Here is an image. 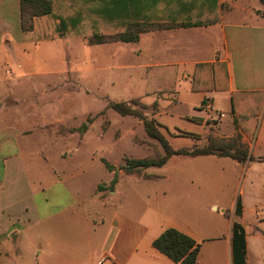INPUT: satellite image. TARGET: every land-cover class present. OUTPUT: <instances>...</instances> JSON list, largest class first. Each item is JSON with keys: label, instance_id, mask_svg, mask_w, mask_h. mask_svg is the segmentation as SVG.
Instances as JSON below:
<instances>
[{"label": "crops", "instance_id": "obj_1", "mask_svg": "<svg viewBox=\"0 0 264 264\" xmlns=\"http://www.w3.org/2000/svg\"><path fill=\"white\" fill-rule=\"evenodd\" d=\"M113 4L112 9H106L108 13L100 16L88 15L87 8L78 10L75 6L65 13L55 9L53 15L35 18L33 32L25 34L21 28L20 0H0V54H5L0 62V264H176L153 246L154 240L168 228L177 229L200 244L197 264H264V161H259L264 158V4L261 0H115ZM93 7L91 10L96 12V6ZM128 13L130 22L176 27L143 32L135 43L85 42L97 23L103 31L111 27L126 29ZM14 47L22 56L35 50L40 56L34 59L40 60H34L28 68L24 62L13 63L8 58ZM49 50L54 54H47ZM81 51L84 56H80ZM63 52H70L72 60L68 62ZM128 60L135 69L180 71L178 83L180 79L184 83L168 99L189 105L190 112L180 118L203 129L197 132L172 127L177 132L170 136L175 150L203 147V138L206 145L210 136L228 140L241 134L242 143L254 160L242 164L214 155L184 156L190 160H184L186 166L176 175L150 174L148 178L115 168L108 170L109 178L102 182L104 189L96 187L92 198L104 212L100 215L93 206L80 209L78 193L66 184L75 174L63 171V176L56 168H40L38 161L46 160L43 153L33 156L26 151L29 138L35 133L62 141L49 133L56 132L65 122L58 119L51 104V119H47L48 108L44 106V121L29 127V120L43 110L37 102L30 101L36 92L29 88L33 77L65 74L64 66H74L76 71L82 67L90 72L113 65L121 74L127 70ZM201 65L206 67L200 70ZM205 69L213 86L216 73L218 89L208 90L199 85L201 71ZM123 83L126 84L125 80ZM194 84L197 90L192 89ZM225 102L231 104V116L237 125L224 134L206 130L205 125L222 121ZM181 138L188 141L184 143ZM256 148L259 153H254ZM64 153L60 157L65 158ZM223 163L244 177L232 193L223 233L218 225L200 227L184 217L180 209L171 212L172 204L179 203L178 197H172L177 196L178 189L158 193L167 196L170 213L160 208V199L155 198L154 205L146 209L137 204L142 183H156L162 177L169 183L181 177L183 188L186 182L198 195H221L229 187L222 179ZM217 166L221 168L218 180ZM33 176L37 184L33 183ZM126 183L135 192L129 208ZM80 214L84 216L82 221ZM222 214L227 216L224 209ZM235 223L244 229V259L239 255L241 247L234 243Z\"/></svg>", "mask_w": 264, "mask_h": 264}, {"label": "rangeland", "instance_id": "obj_2", "mask_svg": "<svg viewBox=\"0 0 264 264\" xmlns=\"http://www.w3.org/2000/svg\"><path fill=\"white\" fill-rule=\"evenodd\" d=\"M50 1L52 5L51 15H53L55 9L58 12L65 13L67 10L71 11L72 7L75 6L78 10H85L87 8L89 12H86V14L92 13L96 16L108 13L107 10L112 9L113 2H115V0ZM93 6H96V12L91 10ZM132 10L135 11L134 8ZM127 18H129L127 23H131L132 18L130 13H128ZM128 24H126V28ZM123 31L125 29L119 30L116 27L106 28L103 31L100 29L99 23H97L89 30V34L114 35ZM91 35L85 38L87 44H89L88 39L91 38ZM63 53L67 57L66 60L68 62L72 60L70 52ZM47 54H54V51L49 50ZM9 55L8 60L13 63H16L15 61L24 62L27 68L34 60H40V58L34 59V57L40 56V54L35 53V50L30 51L28 55L22 56L18 47H14L13 53ZM80 56H84L82 51ZM4 57L5 54L1 53L0 62ZM127 65V70L121 71V74L113 65L106 66L107 68H95L94 71L90 72H87L82 67H79V70L76 71L73 70L74 66H64L65 74L33 77L34 81L29 88L31 92H36L33 95L29 94L32 95L30 101L37 102L39 107L43 108L38 113L39 116L37 118L34 117L32 120H29L27 123L29 127L36 124L37 121H44V106L48 108L46 110L47 119H51L48 117L51 116L54 110L49 107L51 104L56 109L58 119H64L66 123H62L56 132L49 133L53 137H61L62 139L60 140L62 141L58 139L55 141L53 138H42V133H35L29 138L30 146L26 151L28 154H33V156L43 153L46 160L43 159L44 161L42 160V162L38 161L40 168H46L49 171L52 168H56L63 176H65L63 171L74 173L75 177L67 181L66 184H68L73 192L78 193L81 200L80 209L93 206L100 215L104 212V209L99 204L93 202L92 198L95 195L96 187L100 185L99 189L102 191L104 189L102 182H105L109 178V171L105 162L113 164L116 166L115 168H120L125 164L127 158H156L164 155L161 144L149 137L145 130L144 122L140 117L136 115L122 116L110 107L111 103L123 102L133 108L140 116L148 120H156L160 124V132L169 143L170 136L177 133L172 127L182 129L192 128L197 132H201V129H203L196 123H191L180 118L190 112L189 105L187 106L183 102L175 104L172 103L171 98L168 99V97H173L178 86L184 83L181 79L178 83L179 70L135 69L129 66L131 65L129 60ZM237 68H239V65H237ZM124 80L126 84L123 83ZM41 81L44 84L41 85ZM52 84L53 86H50ZM49 91L52 93L49 94ZM26 94H28V91ZM34 95L36 96L35 99L33 98ZM55 98L56 100H54ZM223 109L222 115L224 118L222 121L205 125L206 130H215L220 134H224L228 129L231 130V128L235 127L236 121L231 116L233 113L231 104L225 102ZM216 116L217 113H214V117ZM84 125L87 126V130L83 133L79 132V128ZM258 125H260V122ZM180 141L186 143L188 140L181 138ZM201 145H205V138H203ZM258 150L256 148L254 153H259ZM62 151L65 152V158L60 157ZM170 159L172 160L169 164L167 161L161 167L148 168L146 173H144V170L141 176L151 177L150 174L176 175L186 166L184 160H190L188 157L180 155L171 157ZM230 162H232L231 159ZM223 165L225 167L223 172H221L220 166H217L215 172L217 174L216 179L218 180V177L220 179L221 172L223 182L229 186L227 191H223L221 195L216 194L213 196L209 193L198 195L194 187L188 186L186 182L185 189L183 188L182 183L184 181H182L181 177L172 183H169L162 177L156 183L150 181L142 183L138 189L139 193L137 192L139 196L137 204H141L142 208L146 209L154 205L155 198L156 200L160 199L159 206L160 208L162 206L165 212L170 213L171 211L174 213L177 209H180L184 217L190 218L192 222H196L200 227L208 228L211 224L218 225L221 227V232L223 233L229 218L228 214H230L227 210L230 209L229 203L232 199V193L238 183L241 186L244 182V177L237 175L231 167L225 166V163ZM186 168H188V165ZM33 183H38L36 176H33ZM243 186L246 187L245 184ZM170 189H178L177 196L172 197L174 199L178 197L179 203L175 206L172 204V208L169 211L166 203L167 196H161L158 193L162 190L167 193ZM133 190V187L129 183H126L125 200L128 208L131 206V203L133 204V201L131 202L135 194ZM183 191L185 192L183 193ZM215 203H217V208L213 210L212 206ZM223 209L226 211V217L222 214ZM83 217L80 214V221L84 220ZM248 218L250 221L253 220L251 214ZM95 219L97 220V218ZM28 260L30 261L29 258Z\"/></svg>", "mask_w": 264, "mask_h": 264}, {"label": "trees", "instance_id": "obj_3", "mask_svg": "<svg viewBox=\"0 0 264 264\" xmlns=\"http://www.w3.org/2000/svg\"><path fill=\"white\" fill-rule=\"evenodd\" d=\"M264 4V0H261ZM20 12H21V28L25 34L32 33L34 30V19L37 17L52 14V5L50 0H20ZM185 26V25H184ZM182 26V27H184ZM176 27L175 25L165 24H152V23H137L131 22L125 31L114 35L95 34L88 39L89 44L100 45L107 43H135L140 39V35L143 32H150L162 29H168ZM206 66H198V69L202 70ZM208 67V66H207ZM209 71H201V77L199 79V85L208 90L213 88L218 89L217 75L214 73V86L212 84V77L209 79ZM193 90H197V85L194 84ZM110 107L118 112L122 116H138L144 122L145 130L150 138L158 141L163 150L164 155L156 158H143V159H129L125 160V164L119 169L126 174L142 175L143 171L151 167H161L167 163V161L173 156H218L228 157L238 163L245 164L247 161H253L254 157L251 156L250 150L242 143L241 134L235 135L228 140L209 137L205 146L199 147L194 145L192 148H181L175 150L172 145L165 139L160 132V124L154 119H146L143 116L137 114L133 108L129 107L123 102L111 103ZM237 125V123H236ZM87 130V126L84 125L79 128V132L83 133ZM190 135L188 133H184ZM259 161H264V158ZM108 170L113 171L115 167L105 162ZM148 178V177H145ZM115 184V180L113 182ZM236 213L240 214V203L238 202ZM234 243L241 247L240 258L244 259L245 256V233L241 225L235 223L233 226ZM154 248L166 255L176 264H197L200 254V244L197 243L191 236L174 228H168L162 232V234L156 238L153 242ZM242 251V252H241Z\"/></svg>", "mask_w": 264, "mask_h": 264}, {"label": "built area", "instance_id": "obj_4", "mask_svg": "<svg viewBox=\"0 0 264 264\" xmlns=\"http://www.w3.org/2000/svg\"><path fill=\"white\" fill-rule=\"evenodd\" d=\"M206 107L209 109L210 108V104L209 102L206 101Z\"/></svg>", "mask_w": 264, "mask_h": 264}]
</instances>
